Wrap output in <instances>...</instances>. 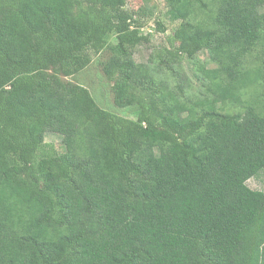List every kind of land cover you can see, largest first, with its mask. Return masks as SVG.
<instances>
[{
	"label": "trees",
	"instance_id": "obj_1",
	"mask_svg": "<svg viewBox=\"0 0 264 264\" xmlns=\"http://www.w3.org/2000/svg\"><path fill=\"white\" fill-rule=\"evenodd\" d=\"M128 1L0 0V264H264V0Z\"/></svg>",
	"mask_w": 264,
	"mask_h": 264
},
{
	"label": "rangeland",
	"instance_id": "obj_2",
	"mask_svg": "<svg viewBox=\"0 0 264 264\" xmlns=\"http://www.w3.org/2000/svg\"><path fill=\"white\" fill-rule=\"evenodd\" d=\"M128 6L131 10L140 9L141 13L135 16H143L148 22L145 27V32L151 33V39L149 43L141 44L135 49V58L139 62H145L148 60L150 54L155 49L160 52L163 44H168V40L165 32L157 30L156 19L161 17L166 24L169 25L168 33L172 32V23L167 17V4L165 0H129ZM107 57L106 53L95 57L94 61L82 72L77 75L70 76L69 79L84 84L89 87L93 95L96 97L98 103L103 107L117 111L121 114L135 117L136 112L134 108H119L115 105L114 94L112 91V81L108 79L107 75L102 69L101 61ZM201 60H206L207 54H200ZM192 64L185 62L183 69L185 70L186 85L188 81L194 83L196 80L193 79V70H191ZM193 75V76H192ZM46 142L48 145H55L60 151H64V143L62 136L55 133H48L46 136ZM250 187L254 189H264V176H254L248 180Z\"/></svg>",
	"mask_w": 264,
	"mask_h": 264
}]
</instances>
